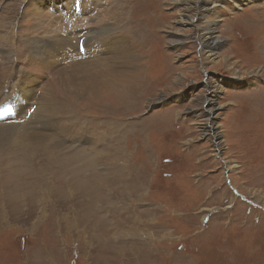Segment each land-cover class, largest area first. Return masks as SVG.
Wrapping results in <instances>:
<instances>
[{"label":"rangeland","instance_id":"1","mask_svg":"<svg viewBox=\"0 0 264 264\" xmlns=\"http://www.w3.org/2000/svg\"><path fill=\"white\" fill-rule=\"evenodd\" d=\"M26 1L0 0V70L17 96L33 56L71 62L54 78L36 60L48 84L34 97L61 93L54 135L22 148L0 125V264H264V0H197L221 38L211 64L201 13L181 26L175 0H101L99 20L54 0L39 21ZM115 31L133 44L130 73L66 45ZM209 80L222 87L211 113Z\"/></svg>","mask_w":264,"mask_h":264},{"label":"bare ground","instance_id":"2","mask_svg":"<svg viewBox=\"0 0 264 264\" xmlns=\"http://www.w3.org/2000/svg\"><path fill=\"white\" fill-rule=\"evenodd\" d=\"M65 1H66V7H70L73 3V0H65ZM99 1H101V0H83V1H81L82 3L79 4L80 5L79 7L81 9L78 8L79 12H81V13L85 12L86 8H87L89 10L88 13L90 14L89 19L90 20H94V19L99 20V18H100L99 15L102 14L101 10L97 9V5L101 6ZM203 1L205 3H207L209 0H206V1L203 0ZM251 1L254 2L255 0H251ZM27 2H28V0L26 1V4H27ZM175 2L177 5L182 7L181 8L182 12H186L184 14L183 13L181 14L182 17L180 15V20L177 21V23L181 26H186V27H188V26L195 27L193 25V19L195 17V14H192V16H190V15H188L187 11L193 10V11H196V13H201L200 12L201 10H205L207 8V6H205V4H203V3L198 7L197 0H175ZM237 2H239V1H237ZM61 3H62V1L54 2V0H45V1L44 0H31L29 3V6H30L31 10L34 12V17L36 19H38V21H39L41 19V11H46L49 15H51V13L54 10H56L61 5ZM37 4H38V6H36ZM75 4H76V1L74 2L73 6H75ZM27 6H28V4H27ZM29 14H31V11H29ZM201 16H202V13H201L199 19H203L204 24L202 25V27H198V32H199L200 48H202L201 51H202V55H203L202 61L206 64H209V63L211 64V63L215 62L219 56V52H217V46L219 45L221 38H219V36L216 34L217 31L215 30V27H214L215 21L214 20L211 21V20H209L210 18L208 19L206 17L201 18ZM38 17H40V18H38ZM193 27H192V29H193ZM111 28H113V27H111ZM111 28H109V29H111ZM101 29L103 30V28H101ZM192 29L190 31H192ZM113 30H116V28L114 27ZM123 30H125V29H122L121 31H123ZM108 32H109V30H108ZM43 34H44V32H43ZM113 34H116V31L114 33H112L110 36H100V39L95 38L91 41H88V40L84 41L85 46H86L85 48L87 50L84 49L82 55H86V52H87V56H84V57L87 58V57L92 56V58L97 59L102 54L103 55L106 54L110 58L109 62H111L110 64H111L112 69H114L116 72H119L120 74L130 73V72H132L133 69L136 68V64H135L136 56L134 55V53L131 50V48L133 46L132 47L130 46L133 44L130 42V45H128V42L125 39V37H123V36L115 37V35H113ZM124 36H126V35H124ZM75 39L77 40V37H75ZM76 40L72 41L70 39L67 42L66 45L69 47V50L73 47V45L75 46V49H76V47H78L77 44L79 43V39L77 41ZM75 41H76V43H75ZM174 41L182 42L183 40L181 39V37H176V39ZM72 42H73V44H72ZM83 48H84V46H83ZM59 49L60 48H58V50ZM92 51H93V53H91ZM88 52H89V54H88ZM48 56L49 55L41 54V56L39 55V57L33 56L34 57L33 60H30V61L27 60V62H29V64H28V66H26V69H28V70L26 72L24 71L23 73H21L20 75H18L15 78V81L17 80V82H19V85L23 86L21 88V94L18 96H17L18 86L16 85V83H13L14 85H12L10 83V81H6V80H9L7 77L11 78V75H8V76H6V78H4L5 75H3L2 71L0 70V117L2 116V110L7 105H9V104L13 105L11 107V109H6L4 112V113H10L11 114V117L7 118V120L9 122H0V125L2 126V128L4 129L5 132L9 133V138H7V139H10L11 141H14V142L27 144L25 146H28V147H22V148H31V149L38 148L39 146L37 144L39 142H41L42 139L49 137L50 135H52L53 133H55L59 129V126L57 124L58 116H57V114L55 115L54 112L50 111L53 108V106L58 105V98L56 97L57 94L55 92V90L57 91V89L54 86H50V84H49L50 88L48 87L44 91V93L42 95H40V97L38 99H36L34 97L35 96L34 94L36 93L35 91H37L38 89L44 90L45 84H48L47 82L41 83L44 80H41V69H40L41 64L38 63L37 61L38 60L42 61V63L48 67L47 72H51L52 69L55 70V73L52 77L56 78V76L60 77L62 75V73L65 75V71L61 70L60 66H61V64H64L66 62H71V59L67 55H61V58L60 57L55 58L56 56H60V55H58V53L55 54V57L50 56V58L45 59ZM80 57H83V56H80ZM86 58H78V59L79 60L80 59L81 60H87ZM62 61L64 63H60ZM73 62H72V64L70 63L69 65L70 66L73 65L74 64ZM216 64L219 65L220 63H216ZM216 64H215V67L217 66ZM211 81H212V85H210ZM211 81L210 80L207 81V85L205 86V88H207V91H208L207 94H209L205 99L209 103V107L207 108V111L209 113H211L214 110V108H215L214 107V100L217 97V93L222 88L221 85L219 84L220 81H218V84H219L218 86L216 85V83L214 84L213 80H211ZM69 82H70L69 77L68 78L67 77L62 78L60 81L62 86L67 85ZM246 83L247 82H243L241 80H236L235 85L246 84ZM40 84H42V86H40ZM34 88H37V90L33 91ZM6 89H7V91H5ZM209 90H210V93H209ZM57 93H59L61 95L60 92L57 91ZM25 104H28V105H25ZM45 109H46V115H43V113L45 112ZM12 119H14V120L11 121ZM28 128L32 129V131L28 132L29 131ZM6 137H7V135H6ZM216 145H217V143H216ZM31 149H29V150H31ZM25 150H28V149H25ZM32 152H36V154H37L38 152H40V150L32 151ZM47 184H48V182H47ZM79 186L86 187V186H84V184H79V185L75 186L74 188L79 189L80 188ZM38 193H39V197H40V198H38V200L41 201V196H42V198H44V195L41 193V189L39 190ZM21 197H24V195L21 194ZM10 198L16 199L14 194H11ZM48 198H51V193H48Z\"/></svg>","mask_w":264,"mask_h":264}]
</instances>
